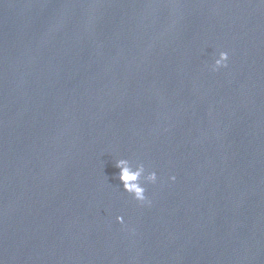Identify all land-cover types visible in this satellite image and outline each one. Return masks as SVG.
<instances>
[{
    "label": "water",
    "instance_id": "95a60500",
    "mask_svg": "<svg viewBox=\"0 0 264 264\" xmlns=\"http://www.w3.org/2000/svg\"><path fill=\"white\" fill-rule=\"evenodd\" d=\"M0 264H264V0H0Z\"/></svg>",
    "mask_w": 264,
    "mask_h": 264
},
{
    "label": "clouds",
    "instance_id": "9594fccd",
    "mask_svg": "<svg viewBox=\"0 0 264 264\" xmlns=\"http://www.w3.org/2000/svg\"><path fill=\"white\" fill-rule=\"evenodd\" d=\"M229 56L227 52L221 51L214 59L211 65L212 71H217L220 68L227 67ZM115 167L119 169L118 180L123 185V190L127 192L135 201L141 204H150L146 196V188L143 182L155 183L157 181V174L155 171L148 172L145 175V167L143 164L135 169L131 166L128 159L119 158L115 162ZM175 180V177H171ZM117 222L123 223V217L117 216Z\"/></svg>",
    "mask_w": 264,
    "mask_h": 264
}]
</instances>
